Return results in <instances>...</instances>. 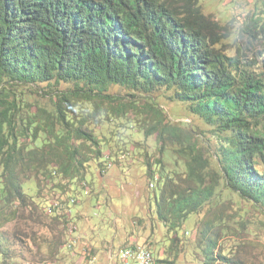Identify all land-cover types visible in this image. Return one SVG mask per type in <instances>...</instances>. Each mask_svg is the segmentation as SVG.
<instances>
[{
  "label": "trees",
  "instance_id": "obj_1",
  "mask_svg": "<svg viewBox=\"0 0 264 264\" xmlns=\"http://www.w3.org/2000/svg\"><path fill=\"white\" fill-rule=\"evenodd\" d=\"M199 1L0 0V229L37 199L47 215L66 207L54 219L70 224L75 196L48 202L45 190L64 195L75 180L87 185L91 165L102 173L127 145L114 135L103 140L94 122L108 112L151 117L150 105L106 106L110 87L142 95L164 88L218 133L220 144L205 152L194 128L155 110L143 133L156 136L157 152L134 151L160 192L155 214L181 243L177 232L208 208L188 249L200 264H242L239 245L229 241L248 231L249 212L232 204L228 220L210 206L237 195L264 207V66L225 53ZM63 83L74 88L56 89ZM41 85L51 89L52 106H28L16 95ZM3 253L0 237L1 260Z\"/></svg>",
  "mask_w": 264,
  "mask_h": 264
},
{
  "label": "rangeland",
  "instance_id": "obj_2",
  "mask_svg": "<svg viewBox=\"0 0 264 264\" xmlns=\"http://www.w3.org/2000/svg\"><path fill=\"white\" fill-rule=\"evenodd\" d=\"M199 6L218 25L215 31L222 39L219 46L225 53L230 56L239 53L243 64L264 66V0H200ZM70 88H74L72 84L63 83L56 89ZM106 94H109L106 106L150 105L151 117L142 119L136 111L124 117L103 110L110 117L95 121L91 128L106 141L112 135L116 140L126 139L127 145L120 143L118 147L117 161L102 173L92 164L88 170L89 176L92 174L91 182L81 185L75 180L68 185V194L45 190L43 201L62 198L63 202L75 196L77 202L70 205L74 219L68 225L62 219H54L65 213L66 207L47 215L37 199L38 205L21 208L18 218L0 229L5 251L0 264H116L120 249L129 243L153 251L156 264H200L188 247L194 244L208 208L191 216L177 232L182 242L173 243L175 232L167 233L155 214V196L160 192L147 178L143 155L134 151L140 149L150 155L157 152L156 136L147 138L143 131L145 123L155 122L158 107H163L172 122L194 128L199 146L205 152L216 149L220 135L191 115L187 104L171 101V91L164 88L142 95L126 87L111 86ZM16 95L28 106H52L51 89L46 85L32 90L19 88ZM224 197L222 206H210L218 217L232 219V204L249 212L248 231L229 241L231 245H239L237 259L242 264H264V207H253L237 195H233L230 203L229 197Z\"/></svg>",
  "mask_w": 264,
  "mask_h": 264
},
{
  "label": "built area",
  "instance_id": "obj_3",
  "mask_svg": "<svg viewBox=\"0 0 264 264\" xmlns=\"http://www.w3.org/2000/svg\"><path fill=\"white\" fill-rule=\"evenodd\" d=\"M123 257H117L116 264H156L155 261H147L144 255H141V248L121 249Z\"/></svg>",
  "mask_w": 264,
  "mask_h": 264
},
{
  "label": "bare ground",
  "instance_id": "obj_4",
  "mask_svg": "<svg viewBox=\"0 0 264 264\" xmlns=\"http://www.w3.org/2000/svg\"><path fill=\"white\" fill-rule=\"evenodd\" d=\"M139 248H141V255H144L145 258L147 259V261H155L154 256L150 250H148L144 247H139ZM125 249H134V247L125 248ZM118 257H123V250L120 251Z\"/></svg>",
  "mask_w": 264,
  "mask_h": 264
}]
</instances>
